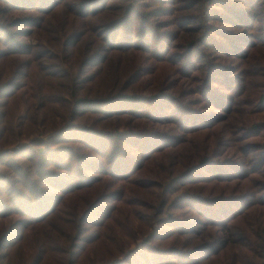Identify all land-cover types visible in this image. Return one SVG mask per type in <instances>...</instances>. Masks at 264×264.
I'll list each match as a JSON object with an SVG mask.
<instances>
[{
	"label": "trees",
	"instance_id": "trees-1",
	"mask_svg": "<svg viewBox=\"0 0 264 264\" xmlns=\"http://www.w3.org/2000/svg\"><path fill=\"white\" fill-rule=\"evenodd\" d=\"M0 264H264V0H0Z\"/></svg>",
	"mask_w": 264,
	"mask_h": 264
},
{
	"label": "rangeland",
	"instance_id": "rangeland-1",
	"mask_svg": "<svg viewBox=\"0 0 264 264\" xmlns=\"http://www.w3.org/2000/svg\"><path fill=\"white\" fill-rule=\"evenodd\" d=\"M31 42H32V40H31ZM208 109L209 110H215V111H217L218 112V110L217 109H214L213 107H208ZM218 126V128H219V130H218V132L217 131H207V133H206V135H205V137H204V140H206L208 143H211V142H213L214 140H215V138L217 137V136H219L221 133H222V130H223V128L222 127H220V126H222V124H218L217 125ZM49 133V132H48ZM50 135V134H49ZM41 136H43V138L46 136V135H39L38 137H40L41 138ZM48 136V135H47ZM222 136V135H221ZM34 137H33V135H30L29 137H26V138H23V139H21V140H19V142L17 143V144H15V145H7V146H5V148L7 149V150H9V149H13V148H16L17 147V145L19 144V143H22V142H28L29 140H31V139H33ZM235 142V140L234 139H229V143H234ZM223 146H226V145H223ZM225 148V147H224ZM232 150H233V148L232 149H228V151H230V152H232ZM249 218L251 219V218H255V214H250L249 215Z\"/></svg>",
	"mask_w": 264,
	"mask_h": 264
}]
</instances>
